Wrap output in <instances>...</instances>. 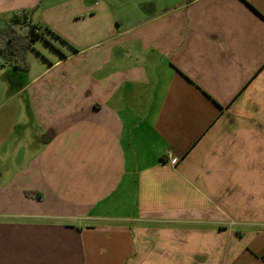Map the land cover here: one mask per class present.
I'll use <instances>...</instances> for the list:
<instances>
[{"label":"crops","instance_id":"crops-1","mask_svg":"<svg viewBox=\"0 0 264 264\" xmlns=\"http://www.w3.org/2000/svg\"><path fill=\"white\" fill-rule=\"evenodd\" d=\"M0 264H264V0H0Z\"/></svg>","mask_w":264,"mask_h":264},{"label":"trees","instance_id":"trees-1","mask_svg":"<svg viewBox=\"0 0 264 264\" xmlns=\"http://www.w3.org/2000/svg\"><path fill=\"white\" fill-rule=\"evenodd\" d=\"M38 25L31 22L11 23L0 29V62H9L18 68H27L26 51L42 38Z\"/></svg>","mask_w":264,"mask_h":264},{"label":"built area","instance_id":"built-area-1","mask_svg":"<svg viewBox=\"0 0 264 264\" xmlns=\"http://www.w3.org/2000/svg\"><path fill=\"white\" fill-rule=\"evenodd\" d=\"M38 32V31H37ZM39 33V32H38Z\"/></svg>","mask_w":264,"mask_h":264}]
</instances>
